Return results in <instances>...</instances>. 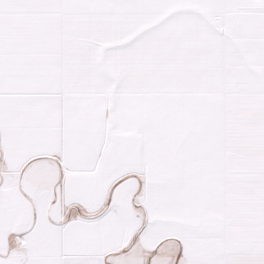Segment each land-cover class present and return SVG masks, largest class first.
<instances>
[{
    "label": "snow or ice",
    "instance_id": "snow-or-ice-1",
    "mask_svg": "<svg viewBox=\"0 0 264 264\" xmlns=\"http://www.w3.org/2000/svg\"><path fill=\"white\" fill-rule=\"evenodd\" d=\"M0 264H264V0H0Z\"/></svg>",
    "mask_w": 264,
    "mask_h": 264
}]
</instances>
